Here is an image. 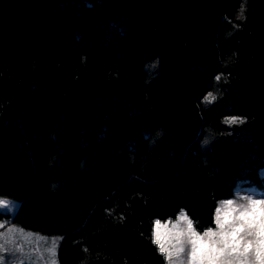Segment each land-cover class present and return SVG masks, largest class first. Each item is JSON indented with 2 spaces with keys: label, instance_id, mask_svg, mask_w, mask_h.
<instances>
[{
  "label": "trees",
  "instance_id": "obj_1",
  "mask_svg": "<svg viewBox=\"0 0 264 264\" xmlns=\"http://www.w3.org/2000/svg\"><path fill=\"white\" fill-rule=\"evenodd\" d=\"M243 192L264 196V0H0V197L60 264H167L155 220L203 234Z\"/></svg>",
  "mask_w": 264,
  "mask_h": 264
},
{
  "label": "snow or ice",
  "instance_id": "obj_2",
  "mask_svg": "<svg viewBox=\"0 0 264 264\" xmlns=\"http://www.w3.org/2000/svg\"><path fill=\"white\" fill-rule=\"evenodd\" d=\"M242 13L243 5L241 6ZM209 96L212 100L215 99L211 94ZM244 122L243 118L238 117H230L224 121L227 124H243ZM238 199L246 200L251 207L244 208L238 215H224L222 218L221 208L231 206L233 200L219 202L214 216L216 230L209 227L202 235L194 230L191 219L181 210L178 220L183 219L187 223V244L189 247L185 252L183 242L179 239L183 233L177 232V243L180 244V247L176 249V255L179 256L180 253H185V257L175 262V264H185V261H187V264H248L245 257L250 248L253 249L257 264H264V196L253 198V195L249 194L238 197ZM5 203V201L0 200V205ZM256 206H260L259 211H257ZM232 211L235 212L236 210L232 209ZM155 223L159 225L158 220ZM153 235L155 236V232ZM247 236H251L253 239H246ZM50 243L51 247L46 250L53 259L45 260L44 264H58L54 259L58 241L53 240ZM152 243L157 244L159 251L164 255V248L159 245L158 240L154 238ZM3 250H7L6 244L0 245V251ZM84 251H87V249H84ZM170 255H165V260L169 261V264H173ZM0 264H13V258L8 257L5 259L0 256ZM19 264H24V262L20 261ZM33 264H38V262L33 261Z\"/></svg>",
  "mask_w": 264,
  "mask_h": 264
},
{
  "label": "rangeland",
  "instance_id": "obj_3",
  "mask_svg": "<svg viewBox=\"0 0 264 264\" xmlns=\"http://www.w3.org/2000/svg\"><path fill=\"white\" fill-rule=\"evenodd\" d=\"M249 194L253 195L252 193L243 192L242 197ZM0 200L6 202L5 204L0 205V245L6 244L7 249L0 251V256H3L5 259H7L8 257H12L13 264H19L20 261H23L24 264H33V261H37L38 264H44L45 260L53 259L51 254L46 249L51 247V241H58V239L56 237L45 236L40 233L26 230L12 223L9 220L10 218L8 217V215L13 216L15 214L19 203L15 200L5 197H0ZM249 207L251 206L246 200H233V204L231 206L227 208H221L222 218L224 215H238L239 212L244 208ZM256 207L257 211H259L260 206ZM232 209H235L236 211L233 212ZM178 216L175 220L162 221L158 219L159 225L154 223L153 229V233L155 232V236L153 235V239H157L159 245L163 246L164 257L165 255L171 254L170 260L173 262V264H175V262L179 260L184 259L185 257V253H180L179 256L176 255V249L180 247V244L177 243V232L183 233V235H181L179 239L181 242H183L185 252L189 247V245L187 244V223L183 219L178 220ZM156 221L157 220H155V222ZM212 229L216 230V225ZM245 238L253 239V237L251 236H247ZM245 258L248 264H257L252 248L249 249V252L246 254ZM54 259L58 262V264H60L57 257V248ZM166 262L167 264H169V261ZM185 264H187V261H185Z\"/></svg>",
  "mask_w": 264,
  "mask_h": 264
}]
</instances>
